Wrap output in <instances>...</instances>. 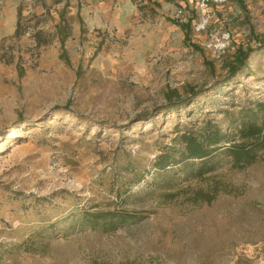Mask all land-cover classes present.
<instances>
[{
	"label": "rangeland",
	"instance_id": "374dc122",
	"mask_svg": "<svg viewBox=\"0 0 264 264\" xmlns=\"http://www.w3.org/2000/svg\"><path fill=\"white\" fill-rule=\"evenodd\" d=\"M196 1L0 0V264H264V150L241 170L153 179V144L176 134V113L156 111L165 91H211L242 46L255 75L230 88L264 96V0ZM189 20L198 50L175 23ZM128 153L144 179L120 203L110 190ZM217 181L232 192L193 199ZM114 208L140 220L70 225Z\"/></svg>",
	"mask_w": 264,
	"mask_h": 264
},
{
	"label": "trees",
	"instance_id": "16d2710c",
	"mask_svg": "<svg viewBox=\"0 0 264 264\" xmlns=\"http://www.w3.org/2000/svg\"><path fill=\"white\" fill-rule=\"evenodd\" d=\"M175 23L184 34V44L198 50V46L190 40V20ZM255 40L264 46V35L255 36ZM249 51L250 47L236 48L231 59L225 61L226 78L211 91L186 83L181 91L170 88L164 92L165 101L156 111L159 114L176 113L173 122L176 134L171 138V144L159 141L153 144L156 153L151 166L155 171L153 179L156 186H171L175 180L174 171L182 172L186 177L203 178L225 164L241 170L257 162L259 153L264 150V96H237L234 93L239 86L230 88L232 80H238L240 75H255L246 64ZM205 109L207 111L204 112ZM125 138L127 136L122 134L121 141ZM121 159L123 162L119 165L124 166L120 168L130 176L117 179V186L110 190L120 203L129 194L131 185L144 179V174L139 172V164L134 165L129 153ZM220 192L231 193L232 188L223 181H217L209 191L196 190L193 199L209 204ZM138 220L140 217L135 212L114 208L83 211L70 225L112 231Z\"/></svg>",
	"mask_w": 264,
	"mask_h": 264
},
{
	"label": "built area",
	"instance_id": "2783aa9c",
	"mask_svg": "<svg viewBox=\"0 0 264 264\" xmlns=\"http://www.w3.org/2000/svg\"><path fill=\"white\" fill-rule=\"evenodd\" d=\"M224 2L225 0H197L196 4L197 7L199 8V10L204 11L207 9L209 2ZM180 13V11H179ZM207 23V17L206 16H202L201 19L199 20V22L196 24V29L200 30L203 29L204 26ZM227 40V36H222L221 40H219V42L216 44V48H222L225 45V41Z\"/></svg>",
	"mask_w": 264,
	"mask_h": 264
},
{
	"label": "crops",
	"instance_id": "0c3cea01",
	"mask_svg": "<svg viewBox=\"0 0 264 264\" xmlns=\"http://www.w3.org/2000/svg\"><path fill=\"white\" fill-rule=\"evenodd\" d=\"M99 9H97V11H98ZM102 11H105V9L104 10H102Z\"/></svg>",
	"mask_w": 264,
	"mask_h": 264
}]
</instances>
